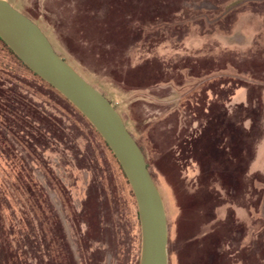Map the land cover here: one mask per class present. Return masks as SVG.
Listing matches in <instances>:
<instances>
[{"label":"rangeland","instance_id":"374dc122","mask_svg":"<svg viewBox=\"0 0 264 264\" xmlns=\"http://www.w3.org/2000/svg\"><path fill=\"white\" fill-rule=\"evenodd\" d=\"M7 1L122 115L165 203L169 264H264V0ZM0 96V264H140L114 155L1 40Z\"/></svg>","mask_w":264,"mask_h":264},{"label":"water","instance_id":"95a60500","mask_svg":"<svg viewBox=\"0 0 264 264\" xmlns=\"http://www.w3.org/2000/svg\"><path fill=\"white\" fill-rule=\"evenodd\" d=\"M0 38L38 77L96 129L120 164L136 199L142 232L140 264H169L165 203L146 156L112 102L54 48L38 24L0 0Z\"/></svg>","mask_w":264,"mask_h":264},{"label":"trees","instance_id":"16d2710c","mask_svg":"<svg viewBox=\"0 0 264 264\" xmlns=\"http://www.w3.org/2000/svg\"><path fill=\"white\" fill-rule=\"evenodd\" d=\"M0 40L1 41H3L1 38H0ZM4 42V41H3ZM5 43V42H4ZM21 61V60H20ZM22 62V61H21ZM23 63V62H22ZM24 64V63H23ZM27 70H29L34 76H36V77H38L35 73H33L28 67H27ZM41 81H43L44 83H46L44 80H42L40 77H38ZM46 85L47 86H49L53 91H55L56 93H58L62 98H64L65 100H67L64 96H62L58 91H56L52 86H50L48 83H46ZM0 99H3V97L2 96H0ZM13 99H15L14 97L13 98H10V101H8L7 103H8V105L10 106V108H8V107H6L7 108V110H9V112H7V111H5V113L7 114V116H8V118L10 117L11 118V121H7V122H4V124H5V129H6V126H8L9 128H12V125L11 126H9L10 124H11V122L12 123H16V122H18V120H19V118H17L18 117V114L16 113L17 112V109L16 110H14V111H12V103H13ZM15 101V100H14ZM68 101V100H67ZM28 101H27V99H26V101H25V103H21L22 105H23V109H24V111L23 112H25L24 113V115L26 116L25 118H26V123H25V127H26V125H28V119L30 118H33V116H34V114H33V112L30 110H28V103H27ZM69 102V101H68ZM69 104L71 105V106H73L70 102H69ZM74 107V106H73ZM75 108V107H74ZM76 109V108H75ZM77 110V109H76ZM78 111V110H77ZM13 112V113H12ZM79 112V111H78ZM80 113V112H79ZM81 114V113H80ZM82 115V114H81ZM83 116V115H82ZM84 117V116H83ZM85 118V117H84ZM21 119H22V122L24 123L25 121H24V118H22L21 117ZM48 120V119H47ZM21 122V120L19 121V123H22ZM46 122V119H43V122H40V123H42V124H44ZM127 126V125H126ZM259 127H260V124H259ZM259 127H257V124L256 125H254V129H256V128H259ZM9 128L8 129H6L7 131H9ZM95 129V128H94ZM130 131V130H129ZM131 132V131H130ZM133 135V134H132ZM256 140V138H254L253 139V141H255ZM105 142V141H104ZM106 146L108 147V145L106 144ZM109 148V147H108ZM109 150H110V148H109ZM110 152L112 153V151L110 150ZM113 154V153H112ZM114 155V154H113ZM114 158L116 159V157L114 156ZM117 160V159H116ZM117 163H118V161H117ZM118 165H119V167L121 168V166H120V164L118 163ZM150 169V168H149ZM121 170H122V168H121ZM122 172H123V170H122ZM123 175H124V177H125V179L127 180V178H126V176H125V174H124V172H123ZM127 182H128V180H127ZM129 183V182H128Z\"/></svg>","mask_w":264,"mask_h":264}]
</instances>
